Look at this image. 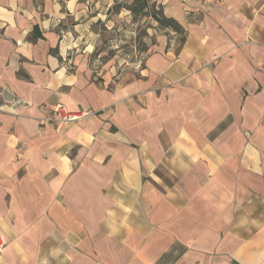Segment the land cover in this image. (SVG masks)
Returning a JSON list of instances; mask_svg holds the SVG:
<instances>
[{"label": "crops", "instance_id": "1", "mask_svg": "<svg viewBox=\"0 0 264 264\" xmlns=\"http://www.w3.org/2000/svg\"><path fill=\"white\" fill-rule=\"evenodd\" d=\"M149 1L183 33L117 72L81 0H0V264H264V0Z\"/></svg>", "mask_w": 264, "mask_h": 264}, {"label": "rangeland", "instance_id": "2", "mask_svg": "<svg viewBox=\"0 0 264 264\" xmlns=\"http://www.w3.org/2000/svg\"><path fill=\"white\" fill-rule=\"evenodd\" d=\"M81 1L83 17L79 20L83 25L79 28V36L84 37L83 40L78 38L77 45L84 50H90L89 45H94L98 50L92 49L90 65L100 69L110 63L117 72L141 68L147 55L148 32H151L148 29H151L152 20L141 15L134 19L126 10V4L131 0ZM115 3L121 7L120 12H108V5L112 8Z\"/></svg>", "mask_w": 264, "mask_h": 264}, {"label": "trees", "instance_id": "3", "mask_svg": "<svg viewBox=\"0 0 264 264\" xmlns=\"http://www.w3.org/2000/svg\"><path fill=\"white\" fill-rule=\"evenodd\" d=\"M128 8L135 16H149L155 19L160 27L168 28L177 33H183V29L175 20L166 17L163 14L161 8L159 6H156L155 3H150L149 0H135L134 5ZM114 10H118V4H115Z\"/></svg>", "mask_w": 264, "mask_h": 264}, {"label": "built area", "instance_id": "4", "mask_svg": "<svg viewBox=\"0 0 264 264\" xmlns=\"http://www.w3.org/2000/svg\"><path fill=\"white\" fill-rule=\"evenodd\" d=\"M55 111H57L60 114L61 119L63 121H75L81 117V114H77V113L69 112V111L65 110L63 105H58L55 108Z\"/></svg>", "mask_w": 264, "mask_h": 264}]
</instances>
